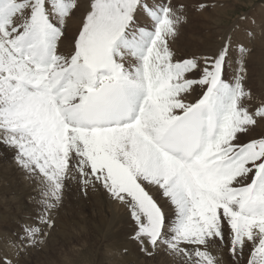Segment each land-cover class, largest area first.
<instances>
[{
	"label": "snow or ice",
	"instance_id": "obj_1",
	"mask_svg": "<svg viewBox=\"0 0 264 264\" xmlns=\"http://www.w3.org/2000/svg\"><path fill=\"white\" fill-rule=\"evenodd\" d=\"M184 10L171 0H0V146L44 177L48 209L77 179L128 210L142 251L163 245L184 264H221L216 245L232 264H264V135L243 139L264 125V98L245 83L249 50L237 45L231 77L228 37L212 55L177 59ZM25 231L35 244L38 229Z\"/></svg>",
	"mask_w": 264,
	"mask_h": 264
},
{
	"label": "rangeland",
	"instance_id": "obj_2",
	"mask_svg": "<svg viewBox=\"0 0 264 264\" xmlns=\"http://www.w3.org/2000/svg\"><path fill=\"white\" fill-rule=\"evenodd\" d=\"M200 1L184 4V16L186 17V22L181 27L187 25V37L194 36L195 38H207L212 33L216 32V37L219 36L215 39L216 47L218 44L223 42L222 39L225 36L224 34L228 32L226 37L229 36L233 38L232 42L234 41L232 52L233 60L231 59L228 70V76L231 77V75L238 69L239 66V56L237 54L238 51L235 50H237V44H239L240 42L233 35L240 33V31L245 33L247 36V43L245 44V47L249 51H252V47L254 46L253 42L255 41V34L257 32L256 29H258V23H261V29L264 30V18H262V16H264V13H257V10L259 8H264V0H230L231 4L229 0H217L216 2L213 1V3L209 0H203V3H205L207 7L203 11H197V5L200 3ZM227 1L229 3H227ZM224 2L225 4L227 3V5H225ZM171 3L173 4V6L179 4H174L172 0ZM257 6L258 8L256 9ZM223 10L229 11V14L228 16L224 17L225 20L223 19L222 22L218 24L219 27L217 26L215 28L217 31L215 29L210 30V28L207 26V19L198 17L206 13H212L215 11L219 12ZM249 11L253 14L249 15ZM255 13H257V15ZM232 19L234 20V22L232 21ZM248 19L251 20L249 21ZM188 27H192V29H189ZM223 32L225 33L222 34ZM74 37L72 38V41ZM257 37L262 38L259 35ZM250 44L251 47H249ZM190 50L201 51L202 48L200 46L186 48V52H189ZM251 51L249 52V54L251 53ZM248 55L246 56V59H248ZM177 58L180 59L185 57H182L180 55L177 56ZM246 59L245 63L247 68ZM234 66H236L237 68L235 70H232L234 69ZM253 78L256 79V76L254 75ZM246 79L247 80L245 81V83L246 85H248L247 75ZM257 85L252 87V85L249 84L247 88L251 91L253 97L258 102L261 98H264V88H261L260 84ZM262 134H257L255 138H258ZM76 182L77 184H79L74 185V190L64 191L62 194L65 197H68L66 199L69 203L66 205V208L69 209H67L66 212L64 210L62 212L63 214L61 215L62 217L58 218V211L64 205L63 203H61V207L60 205H57V207H55L56 209L47 208V217L45 218L48 219L49 215L51 216V214H53L54 216L52 215L50 220L54 221V226L49 227L44 220L43 222H41L43 223V225L39 223V221H37L38 223L36 227L39 228L40 226L41 228L46 224L45 230H41V233L37 234V242L35 244L31 243L29 245L28 242L30 241V238L25 237L27 233L25 230L29 227L34 228L31 223L36 222V217L43 214V211L41 210V204L44 200H46V197L43 195L44 178L39 175L38 172H26L16 163L14 159V152L9 148L0 146V211L5 213L4 217H6L7 221L8 213H13L14 215L17 213L20 214L18 219H15L16 223L14 219L10 220V223H12L10 225V228L8 226L1 227L3 231H7V234L11 233L8 234V236L11 235L10 237L12 240L8 236L5 240V236L3 237L0 235V237H2L0 238V257H7V259L9 260H11L12 258V264H86V262L87 264H184V261L181 259V257L171 254L163 245L154 250L150 248L148 251H142L140 244L137 243L133 238L135 225L129 217L128 210L121 204L112 201V199L108 197L107 193L102 190V188L88 187L85 194V192L82 190L81 183L78 182V180H76ZM42 186L43 191H40V188ZM65 197L61 198V201H64ZM157 199L161 200L162 206H167L165 201L158 197ZM89 207H92L93 209H90ZM81 208H86L87 213H89V217L85 225L79 226V224L82 223L80 218L83 217H79V214L82 212ZM168 211L171 215L169 213H167V215L169 214L168 216L172 217V211L169 208ZM63 215L67 218H70L71 221H67L68 224L66 223ZM23 219L26 223H24ZM20 220L22 222H20ZM7 221L2 222L5 224L7 223L8 225ZM2 222L0 224H2ZM87 222L90 224H88ZM88 231H90V233ZM40 234H44L43 237ZM54 234H56L55 237ZM15 238V242L17 241L19 243H15L13 241V239ZM2 240L3 242H8L11 240L12 243H1ZM13 242L15 243V245ZM25 242H27L26 244L29 245L28 247L25 246ZM20 243L21 247L20 245H18ZM5 244L7 246L11 245V247H5ZM5 248H10L8 250L11 251H8L7 253V250L5 251ZM211 252H214V255L217 254L218 257H222L221 264H232V258L229 256L227 248H219L216 245H213L211 248ZM4 254H8V256H3ZM14 257L15 260H13ZM72 259L78 260V263H73Z\"/></svg>",
	"mask_w": 264,
	"mask_h": 264
},
{
	"label": "bare ground",
	"instance_id": "obj_3",
	"mask_svg": "<svg viewBox=\"0 0 264 264\" xmlns=\"http://www.w3.org/2000/svg\"><path fill=\"white\" fill-rule=\"evenodd\" d=\"M173 1V3L174 4H176V3H183V4H189V3H194L195 1H200V0H195V1H193V0H172ZM209 1H212V3H213V1H217V0H209ZM223 1V0H222ZM221 1V2H222ZM226 1V0H225ZM201 2V1H200ZM204 2V1H203ZM229 2H230V0H229ZM228 1H227V3H229ZM235 2H237V1H235ZM227 3L225 4V2H224V4L225 5H227ZM230 4H231V2H230ZM236 4H238V3H236ZM235 5V4H234ZM215 7V6H214ZM226 7V6H225ZM229 7V6H228ZM230 8V7H229ZM228 8V9H229ZM258 8V6L256 7V9ZM83 5H82V7H81V10L79 11V12H77L76 13V16H75V18L73 19V20H71V21H69V23H68V25H67V33H66V37L64 38V40H63V42L61 43V45H60V51L62 52V53H64V54H67L68 52H70L71 51V46H72V38L75 36V34H76V32L78 31V28H79V17L82 15V12H83ZM231 10V9H230ZM253 10H255V9H253ZM250 12V11H249ZM257 13H260V14H262V13H264V8H259L258 10H257ZM257 13H255L256 15H257ZM228 14H229V11H226V10H223V11H219V12H217V11H215V12H212V13H206V14H204V15H200V16H198L199 18H205V19H207L208 20V27L210 28V30H214L217 26H218V24L219 23H221L222 22V20L224 19V17H226V16H228ZM249 15L250 14H253V13H248ZM246 15V14H245ZM244 15V16H245ZM247 16V15H246ZM245 16V17H246ZM255 16V15H254ZM228 18V17H227ZM240 18V17H239ZM255 18V17H254ZM262 18H264V16H262ZM230 19V18H229ZM238 19V18H237ZM225 20V19H224ZM242 20V19H241ZM249 20V19H248ZM251 20V19H250ZM249 20V21H250ZM232 21L234 22V20L232 19ZM243 21V20H242ZM261 21H262V19H261ZM264 21V20H263ZM231 22V21H230ZM237 23V22H236ZM244 23V22H243ZM247 23V22H246ZM263 23V22H262ZM224 25V24H223ZM263 26H264V24H263ZM219 27V26H218ZM225 27H226V25H225ZM256 27V26H255ZM261 27H262V25H261V23H258V26H257V28L258 29H256V34H255V41L253 42L254 43V46L252 47L253 49H252V51H251V53L248 55V59H246L247 60V76H248V85L250 84V85H252V87H254L255 85H257V84H260V86H261V88L263 87L264 88V62H263V55H264V30H262L261 29ZM189 29H192V27H188ZM235 28V27H234ZM245 28V27H244ZM221 29V28H220ZM240 29V28H239ZM246 29V28H245ZM186 30H187V25L186 26H183V27H180V30L178 31V35L176 36V38H175V40L172 42V44H171V47H172V49H173V51H174V53H175V55H176V58H177V56H182V57H185V58H189V57H191V56H195V57H200V56H207V55H212V54H214L218 49H219V47H220V45H221V43L220 44H218L217 45V47L215 46V39L216 38H218V37H216L217 36V33L216 32H214V33H212L209 37H207V38H195L194 36H189V37H187L186 35ZM216 30V29H215ZM228 30V29H227ZM227 30H225V31H227ZM254 30V29H253ZM217 31V30H216ZM245 32H247V31H245ZM225 32H223L222 34H224ZM227 33L228 32H226V34H224L225 36L223 37V39L222 40H224V38L227 36ZM249 33V32H248ZM221 34V35H222ZM250 34V33H249ZM261 36L262 38H259V37H257V36ZM241 44L242 43H244L243 45L245 46V44L247 43V36H246V34L245 33H243L242 31H240V33H238V34H234L233 35ZM229 37V36H228ZM249 37V36H248ZM229 38H231V37H229ZM233 38H231V40H232ZM249 39V38H248ZM219 40V39H218ZM251 40V39H250ZM220 41V40H219ZM218 41V42H219ZM252 41V40H251ZM217 42V43H218ZM234 42V41H233ZM238 43V42H237ZM239 43V44H240ZM235 45V44H234ZM238 45V44H237ZM196 46H200L201 48H202V50L201 51H199V50H190L189 52H186V48L187 47H196ZM247 46V45H246ZM249 47H251V44L249 45ZM235 51H237V50H235ZM249 51V52H250ZM238 54V56H239V53H237ZM237 54H234V55H237ZM233 57V56H232ZM178 59V58H177ZM232 59V58H231ZM233 60V59H232ZM235 60H237V59H235ZM231 61V60H230ZM238 62V61H237ZM236 62V63H237ZM235 63V62H234ZM239 64V63H238ZM231 65H233V64H231ZM237 67L236 66H234V69H232V70H235ZM231 74V73H230ZM256 76V79H254L253 78V76ZM232 76V75H231ZM247 80V79H246ZM257 83V84H256ZM248 85H246V86H248ZM258 86V85H257ZM199 95V89H197L194 93H192L191 94V96L189 97V100L190 101H192V100H194L197 96ZM258 96V95H257ZM263 133V134H262ZM257 134H262V135H264V125H261L260 127H257V128H255L251 133H250V135L249 136H245L243 139L244 140H248V139H250V138H254ZM44 178V177H43ZM76 180L77 179H69V180H67L66 181V186H65V188L63 189V192L64 191H71V190H74L75 188V184H77V182H76ZM44 184V183H43ZM79 184V183H78ZM77 184V185H78ZM40 191H43V186L40 188ZM63 192H62V194H63ZM154 195L156 194V193H153ZM157 195V194H156ZM65 196L64 195H62V198H64ZM109 197V196H108ZM158 198H159V196H157ZM66 198H68V197H65V199H64V201H59L58 203H57V205H60V207H61V203H63L64 205L59 209V211H58V218H61L62 216V212L65 210V212H66V210L67 209H69V208H66V205L69 203L68 201H67V199ZM47 199V198H46ZM108 200V199H107ZM45 201L46 200H44L43 201V203L41 204V210L43 211V214L42 215H39L38 217H40V218H38V217H36L37 219L35 220L36 222H34V223H31L32 224V226H34V228L37 226V221H39V223H41V222H43V220L45 221V220H50V218L52 217V215L53 214H51V213H49V214H51V216L49 215V218L47 219V218H45V217H47L46 216V211H47V207H46V203H45ZM160 201V203H161V200H159ZM164 201V200H163ZM57 207V206H56ZM84 207V206H83ZM164 207V206H163ZM90 209H93L92 207H89ZM56 209V208H55ZM164 209H165V212L166 213H169V211H168V207L167 206H165L164 207ZM54 210V209H53ZM50 211H52V210H50ZM82 211V212H81ZM81 213L79 214V217L80 216H83V217H81L80 219H81V221H82V223H80L79 224V226L80 225H85V223H86V221H87V219H88V215H89V213H87V211H86V208H81ZM56 212V211H55ZM4 214L5 213H3V212H1L0 211V216H1V220L3 221V222H6L7 221V219H6V217H4ZM47 214H48V212H47ZM57 214V213H56ZM170 214V213H169ZM168 214V215H169ZM8 215V225H7V223L5 224V223H3L1 220V222H2V224H0V235L1 236H5L4 238H5V240H6V238H7V236H8V234H11V233H8L7 234V231H3L2 229H1V227L2 226H8L9 228L11 227L10 225L12 224V223H10V220L11 219H18V217H19V215L20 214H13V213H8L7 214ZM6 215V216H7ZM171 215V214H170ZM31 216H32V214H31ZM34 216V215H33ZM54 216V215H53ZM64 216V215H63ZM75 216V215H74ZM42 218H44V219H42ZM53 218H55V217H53ZM78 218V217H77ZM27 219H28V217H27ZM34 219V218H33ZM64 219L66 220V223L68 224V222L67 221H71L70 220V218H67L66 216H64ZM63 219V220H64ZM79 219V220H80ZM24 220V219H23ZM56 220V219H55ZM51 221V220H50ZM80 221V222H81ZM0 222V223H1ZM12 222V221H11ZM19 222V221H18ZM20 222H22L21 220H20ZM30 222V221H29ZM52 222H54V221H52ZM64 222V221H63ZM89 222H90V219H89ZM15 223H16V220H15ZM24 223H26L25 222V220H24ZM23 223V224H24ZM88 223V222H87ZM14 224V223H13ZM42 225H43V223H41ZM88 224H90V223H88ZM87 224V225H88ZM40 225V224H39ZM41 225V226H42ZM31 226V225H30ZM45 226H46V224H45ZM45 226L44 227H41L40 228V226H39V228H35V229H38V234L39 233H41V230H45ZM49 226V225H48ZM7 227V228H8ZM26 227H28V226H26ZM4 228V227H3ZM30 228V227H29ZM56 229V228H55ZM23 231H24V229H23ZM20 232H22V231H20ZM54 232H56V231H54ZM89 233H90V231H88ZM22 235V234H21ZM25 235V234H24ZM44 235V234H43ZM43 235H42V237H43ZM55 235L56 234H54V237H55ZM11 236V235H10ZM10 236H8V237H10ZM15 236H17V235H15ZM38 236H40V235H38ZM109 236V235H108ZM14 237V236H13ZM26 238H30L29 237V234L28 233H26V236H25ZM48 237V236H47ZM51 237V236H50ZM0 238H2V237H0ZM3 238V239H4ZM41 238V237H40ZM49 238V237H48ZM109 238V237H108ZM10 239H11V237H10ZM24 239V238H23ZM69 239V238H68ZM1 240V239H0ZM12 240V239H11ZM10 240V241H11ZM15 240H16V238L15 239H13V241L15 242ZM18 240V239H17ZM27 240H29V239H27ZM10 241H8V242H6V241H4V242H6V244H10V243H12V241L10 242ZM53 241V240H52ZM3 242V240L1 241V243ZM3 242V243H4ZM13 242V243H14ZM44 242V241H43ZM15 243H19V242H15ZM15 243H14V245H15ZM22 243V242H21ZM21 243L20 244H18V245H20V247H21ZM27 242H25V244H26ZM29 243V245L31 244V241H29L28 242ZM4 245L5 247H11V245ZM33 244V243H32ZM44 244V243H43ZM1 245V244H0ZM17 245V244H16ZM28 244H26L25 246H29ZM23 246V245H22ZM42 246V245H41ZM44 246V245H43ZM13 247V246H12ZM30 248V247H29ZM36 248V247H35ZM8 249H10V248H8ZM8 249H6L5 248V251L7 250V253H8V251H11V250H8ZM15 249V248H14ZM25 249V248H24ZM32 249V248H31ZM82 249V248H81ZM16 250V249H15ZM27 250V249H26ZM217 250V249H216ZM14 251V250H13ZM12 251V252H13ZM17 251V250H16ZM35 251H36V249H35ZM218 251V250H217ZM1 252H2V249H1ZM21 252V251H20ZM219 252V251H218ZM6 253V252H5ZM214 253V252H213ZM212 253V254H213ZM3 256H8V254L7 255H3ZM216 256H217V254H216ZM9 257H12V256H9ZM6 259H7V257H5ZM223 259H225V258H223ZM13 260H15V257H14V259ZM11 261H12V258H11ZM19 262V261H18ZM72 262L73 263H78V260H74V259H72ZM16 263V262H15ZM70 264V263H69ZM86 264H87V262H86ZM120 264H122V263H120Z\"/></svg>",
	"mask_w": 264,
	"mask_h": 264
}]
</instances>
